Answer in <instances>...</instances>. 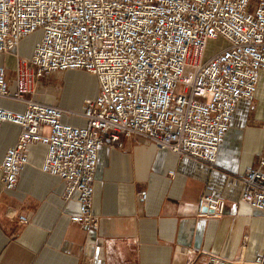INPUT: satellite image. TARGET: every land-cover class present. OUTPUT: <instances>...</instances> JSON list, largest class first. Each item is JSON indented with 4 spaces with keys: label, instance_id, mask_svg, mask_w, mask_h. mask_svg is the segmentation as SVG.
<instances>
[{
    "label": "built area",
    "instance_id": "built-area-1",
    "mask_svg": "<svg viewBox=\"0 0 264 264\" xmlns=\"http://www.w3.org/2000/svg\"><path fill=\"white\" fill-rule=\"evenodd\" d=\"M37 33L30 58L15 53L13 79L0 66V99L23 106H0V130L19 129L1 162L3 187H17L30 147L44 145L42 171L64 182L65 201L79 207L71 220L87 231L99 226L93 207L102 147L122 149V137H142L215 167L238 103L254 100L264 72V0H0V56ZM218 39L225 47L207 56ZM74 71L98 83L81 113L33 98L47 76ZM65 115L87 124H66ZM240 180L242 202L264 213V159ZM224 209V199L210 194L198 201L203 218ZM7 216L29 223L12 209ZM189 254L198 264L203 253ZM205 257L206 264H264V252L251 261Z\"/></svg>",
    "mask_w": 264,
    "mask_h": 264
},
{
    "label": "crops",
    "instance_id": "crops-1",
    "mask_svg": "<svg viewBox=\"0 0 264 264\" xmlns=\"http://www.w3.org/2000/svg\"><path fill=\"white\" fill-rule=\"evenodd\" d=\"M11 55L15 52L1 55L0 66L13 79L15 63L13 69L6 65ZM33 98L68 109V103L40 88ZM0 106L23 110L9 100L0 99ZM63 122L87 124L69 115ZM18 134L10 124L0 130V264H190L189 250L202 252L198 264H206L207 253L251 261L264 252V213L242 202L240 180L264 159V72L254 100L238 103L215 167L157 149L142 137H122V149L102 147L93 207L99 226L93 231L72 222L77 202H66L64 182L42 171L44 145L30 147L17 187L4 189L1 162ZM205 194L224 199L221 217L199 216L198 201ZM9 209L29 223L10 219Z\"/></svg>",
    "mask_w": 264,
    "mask_h": 264
},
{
    "label": "rangeland",
    "instance_id": "rangeland-1",
    "mask_svg": "<svg viewBox=\"0 0 264 264\" xmlns=\"http://www.w3.org/2000/svg\"><path fill=\"white\" fill-rule=\"evenodd\" d=\"M40 37L41 33H37L25 38L15 53L18 52L21 56L30 58L33 55V47ZM225 45V41L221 39L212 41L209 44L207 56L216 53L219 49L225 47ZM14 63L15 55L9 56L6 60V65L9 66L10 69H13ZM68 78L67 80L64 74L47 76L38 83L37 88H40L43 93L52 94L55 98H59L60 101L66 104L68 103L66 106L68 109L66 110L81 111L84 109L83 106L86 100L96 97L98 86L97 79L87 72L69 74Z\"/></svg>",
    "mask_w": 264,
    "mask_h": 264
},
{
    "label": "bare ground",
    "instance_id": "bare-ground-1",
    "mask_svg": "<svg viewBox=\"0 0 264 264\" xmlns=\"http://www.w3.org/2000/svg\"><path fill=\"white\" fill-rule=\"evenodd\" d=\"M72 112H77V113H81V112H78V111H72Z\"/></svg>",
    "mask_w": 264,
    "mask_h": 264
}]
</instances>
